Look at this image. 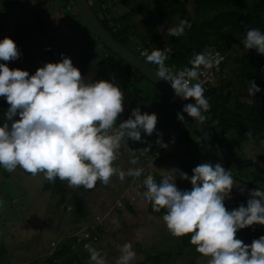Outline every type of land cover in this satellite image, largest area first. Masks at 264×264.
<instances>
[{"label":"clouds","instance_id":"clouds-1","mask_svg":"<svg viewBox=\"0 0 264 264\" xmlns=\"http://www.w3.org/2000/svg\"><path fill=\"white\" fill-rule=\"evenodd\" d=\"M190 24L178 20L167 27L165 37L180 38ZM245 49H254L264 56V32L257 28L246 30L241 41ZM170 49L165 46L142 49L139 55L145 63L156 66L153 71L157 82L170 86L173 94L190 103L182 106L176 119L182 124L187 117L203 124L210 105L204 96L200 79L201 70L213 68L219 62L218 54L193 53L190 67L169 68L165 64ZM21 53L14 41L5 36L0 39V97L7 109L0 116V168L13 172L17 168L49 182L66 181L72 189H92L96 182L107 184L115 175L123 181L125 176L138 178L143 169L121 170L113 162L119 155L121 143L127 139L143 143L153 133L156 123L154 113H141L133 107L127 119L117 122L123 111L124 95L115 79L89 81L81 77L70 58L60 53L57 62H45L32 74L27 70L9 68L8 61L16 60ZM261 89L251 80L244 92L252 97ZM251 135V133H246ZM158 148H167L159 138ZM150 146L132 153H148ZM136 164L135 155L129 161ZM186 180L189 189H178L174 180ZM234 178L230 169L220 163L202 162L191 169V175L179 168H170L156 182L151 175L143 181V204H151L166 230L174 237L189 236V243L197 253L207 258L206 264H264V235L244 244L234 238L239 229L253 224L264 226V189L248 191V199L237 207L226 210L224 201L230 199ZM241 184L237 191L245 192ZM100 222V217H97ZM88 252V264H105L100 252L83 245ZM115 264H135V255L129 243L120 246Z\"/></svg>","mask_w":264,"mask_h":264},{"label":"rangeland","instance_id":"rangeland-1","mask_svg":"<svg viewBox=\"0 0 264 264\" xmlns=\"http://www.w3.org/2000/svg\"><path fill=\"white\" fill-rule=\"evenodd\" d=\"M103 1L105 2L103 9L107 14L101 12L99 18L107 20L131 13L135 21H140L160 5V0ZM179 1L185 3L192 15V0ZM23 3L27 11L22 14L14 9L11 11L13 15L4 6L0 8V22L6 25L25 21L30 14L42 10L35 0H23ZM57 10H60L59 7L54 5L52 9H47V16L45 15L47 18L44 26L50 35L30 40L35 44L34 58L37 61L35 60V67L29 74L45 62H57L60 53H63L70 58L81 77L89 81L112 80L118 74L123 75L115 69L112 70L111 76H108L109 72L102 71L99 58H102L103 48L95 38L83 31L84 27L79 20L70 21L68 24L69 21L60 19ZM5 36L6 32L0 33V39ZM131 45L134 50H141L139 42L134 38ZM237 56L238 51L227 55L213 86L218 85L219 80L227 82L229 74L235 69L232 59ZM147 64L155 67L153 64ZM16 68L28 70L25 64H17ZM103 72L104 75L98 76ZM115 83L120 88V85ZM121 84L126 88L122 91L123 111L118 114L117 122L127 119L133 107H139L141 113H154L156 116L153 133L147 137L141 133L142 141L147 143L146 146H150L149 152L143 153L144 156L140 157V152L128 153L120 147L119 155L113 162L114 166L121 170L142 168L141 176L138 178L125 176L124 180L120 181L113 175L107 184L97 181L92 189L82 187L72 189L66 186V181L56 179L49 190H44L48 181L42 178V174L35 177L25 176L19 168L7 172V177L0 178V245H3L6 251L5 257L0 259V264H48L52 255L64 246L69 247L70 255L56 264L66 263L72 254L82 255L88 264V252L84 249V244L96 248L103 256L105 264H115L120 255V246L124 243L131 245L136 257L135 264H157L154 260L147 259L155 254L156 249L158 252L163 251L164 245L160 241L170 234L162 222L161 226L150 224L153 221L147 212L150 203L145 205L140 199L143 194V181L151 175L159 182L165 171L173 167L190 176L191 169L205 161L201 155L203 151L195 150L200 142L198 136L191 126H181L178 129L180 125L178 124L180 121L176 119L178 110L166 101L157 88L147 80L131 86L128 78H122ZM241 101L246 99L242 96ZM188 128L193 138L189 141L182 139ZM171 129L180 133L181 137L178 138L172 153L167 156L166 149L156 147L154 142L158 138L162 141L164 135V141L168 143L174 137ZM227 137L225 135V143L218 154L223 166L227 170L230 169L232 176L243 184L248 185L254 179L255 186L264 189V142L248 141L237 145L232 138ZM130 141L132 140H126ZM178 148L175 154L174 150ZM133 155L137 160L136 164L129 163ZM174 183L178 189L190 188L186 180L176 178ZM230 197L223 202L225 207L235 203L233 209L243 204L237 202V198L232 194ZM97 217L101 218L100 222H97ZM89 231L95 234L94 239L97 241L88 240L84 243L86 239L83 237ZM175 239L178 241V237ZM206 261V257L202 255L194 257L185 249L180 254L172 255L168 261L162 260L160 264H206Z\"/></svg>","mask_w":264,"mask_h":264},{"label":"trees","instance_id":"trees-1","mask_svg":"<svg viewBox=\"0 0 264 264\" xmlns=\"http://www.w3.org/2000/svg\"><path fill=\"white\" fill-rule=\"evenodd\" d=\"M87 1L96 17L99 18L101 12L104 15L107 14L103 9V4H105L103 0ZM35 2L42 7V10L30 14L27 17L28 20L11 22L6 25L0 22V33L6 32V36L14 41L21 53L16 60L7 62L10 69L16 68L17 64H25L28 67V73L34 69V63L37 61L34 58L36 50L35 44L30 40L31 38L39 39L42 36L50 35L44 26L48 8L52 9L56 5L60 9L57 10L60 19H64L66 22L69 21L68 24L70 21L79 20L82 24L72 0H35ZM159 3L160 5L154 11H150L140 21H135L131 13L110 20L105 18H99V20L104 29L118 43L144 62V57L139 55L140 50L136 51L132 48V38L139 42L141 50L147 49L149 52L154 48L162 50L167 46L171 51L165 60V64L173 69L190 67L188 61L193 53H207L209 49H214L227 57V55L238 51V56L232 59L235 69L232 74H229L227 82L219 80L218 85L212 86L204 92V96L210 105L207 112L203 113L206 117L204 122L208 126L218 154L219 149L225 143V135L232 138L237 145L248 141L264 142V56L257 54L254 49H245L241 43L246 30L250 28H257L264 32V0H192V15H190L185 3L179 0H160ZM23 4V0H0V8L4 6L11 14H13L11 11L14 9L20 11L21 14L26 13L27 10ZM178 20H185L190 24V27L184 30V35L180 38L169 37L165 39L163 30H166L168 26H175ZM83 27V31H86L94 39L84 25ZM97 43L104 50L102 58L96 57L99 58V66L102 67V71L109 72L107 73L108 76H111L114 69L123 74L115 76V82L120 85L121 91L126 88L121 84L122 78H128L131 86L145 80L98 41ZM2 62L0 61V63ZM152 68L155 69L156 66ZM104 72L98 76L104 75ZM249 80L261 89L260 92L253 93L252 97L247 96L244 92ZM226 89L228 90L226 91ZM242 96L246 101H241ZM7 107V103L0 97V116ZM184 124L192 127L186 116ZM166 126L168 127V125ZM249 132L251 135H246ZM123 149L126 151L125 146H123ZM199 150L203 151L202 146ZM126 152L132 153L130 150ZM201 155L204 160L203 153ZM21 172L25 176H30L23 170ZM7 176V171L0 168V178ZM55 180L53 182L48 181L44 190H49ZM255 183L256 180L253 179L248 183V186L256 188ZM238 201L241 203L246 202L241 199H237ZM234 205L235 203L228 204L225 208L231 210ZM147 212L150 219L155 221V223L151 221L150 224L161 226L162 220L160 217L163 210L159 213L153 212L150 204ZM94 235L93 232L89 231V238L84 240V243H87L88 240L97 241L96 238L94 239ZM261 235H264V226L258 224L239 229L235 233V237H239L244 244H250L253 239H258ZM175 238L169 235L160 241L164 245L163 251L158 252L156 249L155 254L147 261L154 260L157 264H160L162 260L168 261L172 255L180 254L185 249L192 253L194 257L200 255L195 251L194 246L189 243L188 235L178 237V241ZM69 253V247L64 246L59 252L52 255L48 264H56L57 261L70 255ZM5 254L4 246L0 245V259L4 258ZM63 264L87 263L82 255L72 254L69 260Z\"/></svg>","mask_w":264,"mask_h":264},{"label":"water","instance_id":"water-1","mask_svg":"<svg viewBox=\"0 0 264 264\" xmlns=\"http://www.w3.org/2000/svg\"><path fill=\"white\" fill-rule=\"evenodd\" d=\"M75 11L79 16L82 24L85 26L87 31L97 40L102 46H104L110 53L119 58L121 61L126 63L129 67H131L134 71L140 74L145 80L150 82L157 90L167 99V101L174 105L177 110L180 112L182 106L186 103H190V101L181 100L173 94L172 89L169 85L163 82H157L154 74V68L150 67L143 60L133 54L126 47L118 43L101 25L100 20L94 14L87 0H72ZM184 114V113H182ZM186 117L187 115L184 114ZM190 121L194 131L196 132L204 155V161L209 164L220 163L224 168L223 164L220 161L219 155L216 152L215 145L213 143L211 134L208 130V126L205 122L203 124H196L192 118L187 117ZM225 169V168H224ZM226 170V169H225ZM234 186L230 190V194H232L237 199H241L246 201L248 197L247 190H254L248 185L243 184L239 180H237L234 176ZM243 185L245 187V192L240 193L237 191V186Z\"/></svg>","mask_w":264,"mask_h":264},{"label":"crops","instance_id":"crops-1","mask_svg":"<svg viewBox=\"0 0 264 264\" xmlns=\"http://www.w3.org/2000/svg\"><path fill=\"white\" fill-rule=\"evenodd\" d=\"M178 124H180L179 127H178V129L181 128V126L182 127H186V126L189 127V125H185L184 123H183L184 124V126H183V124L181 122H179ZM159 132L161 133V131H159ZM171 132H172V134H173L174 137H172V139L168 143H167V141H164V135L162 136V138H163L162 139V142H164V143H166L168 145L167 148H165L166 149L165 152L167 153V156H169L172 153V151H173L172 149L175 147V144H176L178 138L181 137L180 136V133H178L176 130L171 129ZM195 134H196V132H195ZM182 139H187L188 141L191 140V139L193 140V138H192V136L190 134L189 128L185 132V135L182 136ZM146 145H147L146 142L137 144L136 141L135 142L134 141H130V142H126V143H121V146L120 147L122 148L123 146H125L126 150H131L132 148H134V150H138V149L140 150V149H143ZM196 146L197 147H195L196 148L195 150H199L200 147H201V143L199 142V144H197ZM178 150H179V148L177 150H174V153L177 154V151ZM186 154H188L187 151H186ZM141 156H144V154H141L140 153V157ZM144 160H146V159L144 158Z\"/></svg>","mask_w":264,"mask_h":264},{"label":"built area","instance_id":"built-area-1","mask_svg":"<svg viewBox=\"0 0 264 264\" xmlns=\"http://www.w3.org/2000/svg\"><path fill=\"white\" fill-rule=\"evenodd\" d=\"M207 54L213 55V56L218 54L219 62L217 64H215L213 66V68L208 69V70H204L201 67V70L204 72V75L202 77H200V79L203 81V87H204L205 91L209 90L213 86L214 81L216 79V75H217L218 71L220 70V68L222 67V65L224 64L225 58H226L225 55L221 54L220 52H218L217 50H214V49H209L207 51ZM186 101L191 102V98H189ZM87 238H89V233H87L83 237V239H87Z\"/></svg>","mask_w":264,"mask_h":264}]
</instances>
